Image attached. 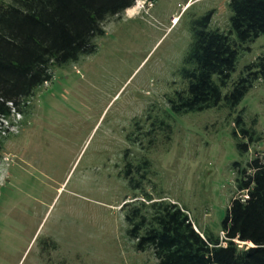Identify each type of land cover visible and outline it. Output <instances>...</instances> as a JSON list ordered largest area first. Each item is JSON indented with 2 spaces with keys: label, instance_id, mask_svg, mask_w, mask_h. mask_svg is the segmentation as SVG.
I'll list each match as a JSON object with an SVG mask.
<instances>
[{
  "label": "rangeland",
  "instance_id": "rangeland-1",
  "mask_svg": "<svg viewBox=\"0 0 264 264\" xmlns=\"http://www.w3.org/2000/svg\"><path fill=\"white\" fill-rule=\"evenodd\" d=\"M227 2L137 0L135 13L105 23L95 53L56 68L21 113L0 121V264H158L128 236L121 209L136 191L121 173L127 150L151 163L147 192L187 209L197 230L224 238L235 163L264 162V82L236 110L254 133L246 154L238 144L249 136H234L226 108L175 117L171 139L145 133L147 115L161 119L166 97L183 86L193 19L214 10L212 26L227 33ZM249 47L234 78L264 55V36Z\"/></svg>",
  "mask_w": 264,
  "mask_h": 264
},
{
  "label": "trees",
  "instance_id": "trees-1",
  "mask_svg": "<svg viewBox=\"0 0 264 264\" xmlns=\"http://www.w3.org/2000/svg\"><path fill=\"white\" fill-rule=\"evenodd\" d=\"M136 2H1L0 121L21 113L36 91L53 79L56 68L95 53V40L106 34L105 23L121 17ZM227 8L231 13L227 33L212 26L214 10L193 19L191 42L179 70L183 86L166 97L163 119L147 115V138L164 133L171 139L175 117L226 108L229 116L235 115L234 136H249L250 145L239 143V150L249 152L254 133L236 110L255 84L264 82V55L234 75L241 54L264 36V0H228ZM141 122L134 124L138 139ZM127 140L137 144L131 135ZM153 143L154 138L149 147ZM3 146L0 140V160ZM123 161L121 173L136 194L121 210L137 252L152 251L158 264H264V162L258 156L247 165H234L236 196L223 222L222 240L212 232L197 230L188 210L178 203L144 189L151 168L148 159L131 157L127 150Z\"/></svg>",
  "mask_w": 264,
  "mask_h": 264
},
{
  "label": "bare ground",
  "instance_id": "bare-ground-1",
  "mask_svg": "<svg viewBox=\"0 0 264 264\" xmlns=\"http://www.w3.org/2000/svg\"><path fill=\"white\" fill-rule=\"evenodd\" d=\"M135 10H136V6H134V7L131 8V9H128V10L126 11V13H127L128 15H132L133 13H135ZM176 22H177V18L173 19V23H176Z\"/></svg>",
  "mask_w": 264,
  "mask_h": 264
}]
</instances>
